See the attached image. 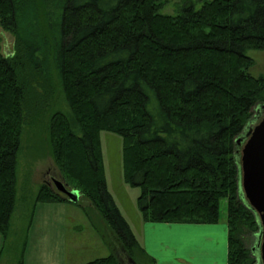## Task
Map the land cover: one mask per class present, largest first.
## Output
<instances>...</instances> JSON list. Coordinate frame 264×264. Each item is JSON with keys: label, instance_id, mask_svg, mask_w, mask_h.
<instances>
[{"label": "trees", "instance_id": "16d2710c", "mask_svg": "<svg viewBox=\"0 0 264 264\" xmlns=\"http://www.w3.org/2000/svg\"><path fill=\"white\" fill-rule=\"evenodd\" d=\"M164 4L0 0V28L15 37L4 53L0 34V233L16 264L36 203L70 202L44 184L13 228L22 136L53 74L70 108L49 118L55 159L130 259L155 264L108 191L102 131L122 137L124 179L141 188L145 222L217 223L225 199L227 264L257 263L248 242L260 220L242 192L236 140L264 105V76L251 74L248 54L264 51V0H205L175 15ZM86 264L120 262L110 254Z\"/></svg>", "mask_w": 264, "mask_h": 264}, {"label": "rangeland", "instance_id": "374dc122", "mask_svg": "<svg viewBox=\"0 0 264 264\" xmlns=\"http://www.w3.org/2000/svg\"><path fill=\"white\" fill-rule=\"evenodd\" d=\"M164 1L165 4L161 12L175 15L186 5L199 9L205 0ZM0 34L2 37V52L15 51V37L13 34L2 28H0ZM248 54L255 60L254 65L250 69L251 74L254 76H264V51L251 50ZM50 85L51 88L47 93H44L46 97L42 95L45 100L44 104H46H43L41 108L35 107L32 110L33 117L30 124L25 127L22 136V149L18 155L17 203L12 215L14 230L21 228V219L24 214L26 215L24 223H27L34 199L42 185L46 184L52 189L57 190L53 184V179H57L67 184L70 189H75L64 178L65 175L53 154L52 142L48 133V122L51 115L56 112L69 113L70 108L65 100L62 89L57 83L55 74H53ZM259 106L253 108L252 117L248 121L244 132H248L264 117V110L261 109L260 113L257 112ZM246 139L247 137L238 147L240 151ZM100 146L108 191L112 194L122 215L134 232L141 236V231L143 230L141 225L145 222L138 205L141 188L128 184L124 179L122 137L117 133L102 131ZM240 155L241 153L238 159ZM69 204L71 208L79 212L80 219L76 217L74 221L81 223V225L78 232L74 230L69 232L68 258H73V260L79 259L82 263H87L102 256L116 254L118 257L122 256L124 260V253H126L124 248L103 222L90 200L81 193L79 204H73L72 202ZM226 205V200L223 199L220 204V220L223 222L226 221ZM84 209H87V212ZM88 212L89 214H87ZM71 221L73 222V220ZM257 241L258 238L254 234L248 242L249 248H255ZM139 259L141 261L137 259L132 260L127 257L128 264H152L149 260L144 261L142 258ZM123 260L122 264H124ZM14 261L16 263L17 258Z\"/></svg>", "mask_w": 264, "mask_h": 264}, {"label": "crops", "instance_id": "0c3cea01", "mask_svg": "<svg viewBox=\"0 0 264 264\" xmlns=\"http://www.w3.org/2000/svg\"><path fill=\"white\" fill-rule=\"evenodd\" d=\"M71 202H37L27 230L23 264H86L68 258L69 232L79 231V212ZM73 220V222L71 221ZM141 236L134 232L155 264H227L228 226L217 223L143 222ZM0 233V264H16L13 252H4ZM118 257L128 264L127 253ZM107 256V255H106ZM103 257V256H102Z\"/></svg>", "mask_w": 264, "mask_h": 264}, {"label": "water", "instance_id": "95a60500", "mask_svg": "<svg viewBox=\"0 0 264 264\" xmlns=\"http://www.w3.org/2000/svg\"><path fill=\"white\" fill-rule=\"evenodd\" d=\"M264 110V105L258 107L257 112ZM258 118V117H257ZM247 137L241 151L238 147ZM236 153L241 166V188L243 195L257 212L260 220V231L255 248L257 263L264 264V117L248 132L242 133L236 140ZM57 191L64 194L73 204H78L81 193L78 189H70L60 180L53 179Z\"/></svg>", "mask_w": 264, "mask_h": 264}, {"label": "flooded vegetation", "instance_id": "af4514ba", "mask_svg": "<svg viewBox=\"0 0 264 264\" xmlns=\"http://www.w3.org/2000/svg\"><path fill=\"white\" fill-rule=\"evenodd\" d=\"M256 251V250H255Z\"/></svg>", "mask_w": 264, "mask_h": 264}]
</instances>
